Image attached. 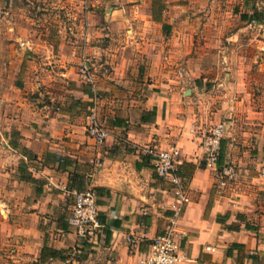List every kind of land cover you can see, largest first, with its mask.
I'll return each mask as SVG.
<instances>
[{
	"label": "crops",
	"instance_id": "crops-1",
	"mask_svg": "<svg viewBox=\"0 0 264 264\" xmlns=\"http://www.w3.org/2000/svg\"><path fill=\"white\" fill-rule=\"evenodd\" d=\"M115 1L84 9L81 41L46 39L47 57L23 42L25 58L0 65V264H141L177 205L147 150L172 147L190 198L181 264H264V174L219 186L189 113L185 95L200 92L186 87L193 59L175 19L144 0ZM93 113L109 132L102 145L87 132ZM222 143L218 168L238 159ZM87 189L102 227L82 241L67 219Z\"/></svg>",
	"mask_w": 264,
	"mask_h": 264
},
{
	"label": "rangeland",
	"instance_id": "rangeland-1",
	"mask_svg": "<svg viewBox=\"0 0 264 264\" xmlns=\"http://www.w3.org/2000/svg\"><path fill=\"white\" fill-rule=\"evenodd\" d=\"M144 1L164 19H175L173 34L189 45L195 78L186 87L200 94L185 97L193 98L189 113L202 139L216 125H228L225 150L238 159L227 156L222 167L235 170L236 182H249L252 170L264 174V0ZM112 2L0 0V65L25 58L23 42L41 49L36 57H47L48 49L41 45L46 39L81 41L84 35L77 26L87 21L84 9L106 8ZM255 10L262 21L242 19Z\"/></svg>",
	"mask_w": 264,
	"mask_h": 264
},
{
	"label": "built area",
	"instance_id": "built-area-1",
	"mask_svg": "<svg viewBox=\"0 0 264 264\" xmlns=\"http://www.w3.org/2000/svg\"><path fill=\"white\" fill-rule=\"evenodd\" d=\"M84 73H86V69H84ZM227 130L228 125L218 124L211 129L209 135L202 142L203 161L208 168L218 171L219 186L222 188H227L237 177V173L232 167L218 168L221 145ZM87 132L97 145L104 144L109 137L108 130L98 123L94 113L90 116ZM147 152L154 156V168L157 175L163 179H169L173 185L177 205L167 229L152 239L150 250L141 264H181L186 256L181 250V232L178 229V221L184 206L190 201L188 191L183 186L182 178L177 174L181 152L177 147L159 151L148 149ZM99 215L97 194L93 189H87L75 194L74 207L67 221L76 236L82 241H87L95 236L102 227ZM127 240L130 248L133 251L136 250L139 239L129 235Z\"/></svg>",
	"mask_w": 264,
	"mask_h": 264
},
{
	"label": "trees",
	"instance_id": "trees-1",
	"mask_svg": "<svg viewBox=\"0 0 264 264\" xmlns=\"http://www.w3.org/2000/svg\"><path fill=\"white\" fill-rule=\"evenodd\" d=\"M242 19L245 21L248 20V21L255 22V23L257 21H262L261 15L259 14V12L257 10H255V13H253L252 15H249V14L242 15ZM221 149H222V145H221ZM220 155H221V151H220Z\"/></svg>",
	"mask_w": 264,
	"mask_h": 264
}]
</instances>
